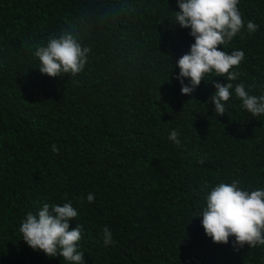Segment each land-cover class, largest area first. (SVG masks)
<instances>
[{
	"label": "trees",
	"instance_id": "16d2710c",
	"mask_svg": "<svg viewBox=\"0 0 264 264\" xmlns=\"http://www.w3.org/2000/svg\"><path fill=\"white\" fill-rule=\"evenodd\" d=\"M239 8L245 28L220 47L244 51L232 83L261 95L264 0ZM179 10L177 0H0V264H68L29 247L19 226L69 201L85 264H264V246L215 243L196 216L220 182L264 188V115L234 88L216 115L213 81H227L214 74L181 93L176 61L194 37L174 22ZM64 32L91 47L84 70L42 74L35 50Z\"/></svg>",
	"mask_w": 264,
	"mask_h": 264
},
{
	"label": "clouds",
	"instance_id": "9594fccd",
	"mask_svg": "<svg viewBox=\"0 0 264 264\" xmlns=\"http://www.w3.org/2000/svg\"><path fill=\"white\" fill-rule=\"evenodd\" d=\"M240 0H177L179 11L175 12V21L183 28H190L194 43L190 51L182 55L176 65L179 67L177 79L181 84V93L190 95L202 80L210 74L225 77L226 83L213 81L216 91L209 97L214 104L215 114L226 112V102L233 96L241 101V107L252 117L264 115V94H250L244 83H236L241 73L239 68L245 59L242 49L230 53L221 50L245 28V21L239 8ZM251 34L258 25L249 20L246 24ZM91 47L81 43L78 35L71 32L52 35L46 45L35 50L39 60V70L51 77L82 72L91 53ZM185 78L188 83H185ZM212 81V80H211ZM251 86H249L250 88ZM179 132L173 129L169 139L180 144ZM54 153L59 149L54 144ZM94 193L87 195L88 202H94ZM78 211L69 201L62 205L43 203L37 213L29 211L19 226L23 240L33 250L43 251L49 258L60 256L68 264H85L84 252L80 250L83 238V226L70 227ZM206 235L215 243L229 242L234 236L236 245L250 248L264 246V188L246 190L239 182H220L206 196V206L199 215ZM195 217V216H194ZM103 243H113L111 230L103 229Z\"/></svg>",
	"mask_w": 264,
	"mask_h": 264
}]
</instances>
